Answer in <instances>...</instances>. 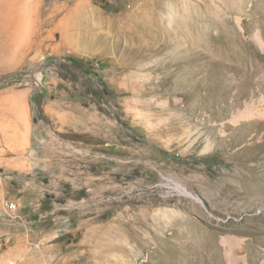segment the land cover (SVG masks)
<instances>
[{
  "label": "rangeland",
  "instance_id": "1",
  "mask_svg": "<svg viewBox=\"0 0 264 264\" xmlns=\"http://www.w3.org/2000/svg\"><path fill=\"white\" fill-rule=\"evenodd\" d=\"M0 18V264H264V0Z\"/></svg>",
  "mask_w": 264,
  "mask_h": 264
},
{
  "label": "bare ground",
  "instance_id": "2",
  "mask_svg": "<svg viewBox=\"0 0 264 264\" xmlns=\"http://www.w3.org/2000/svg\"><path fill=\"white\" fill-rule=\"evenodd\" d=\"M10 1H11V0H10ZM6 3H7V2H6ZM31 4H32V3H28L27 5H28V6H29V5L31 6ZM6 6H7V5H6ZM13 7H14V6H13ZM25 7H26V6H24V8H25ZM31 7H32V6H31ZM27 8L29 9L28 11L31 12V10H30L31 8H29V7H27ZM22 10H26V9H22ZM23 12H24V11H23ZM30 12H29V13H30ZM25 13H26V12H24V14H25ZM19 14H20V13H19ZM26 14H27V13H26ZM6 15H7V14H6ZM27 15H28V14H27ZM4 16H5V15H4ZM4 16H3V17H4ZM22 17H23V16H22ZM24 17H25V15H24ZM27 18H28V17H27ZM0 19H1V18H0ZM25 20H26V19H25ZM25 20H24V21H25ZM23 23H24V22H23ZM6 28H7V27H6ZM0 30H1V29H0ZM17 33H18V32H17ZM20 34H21V33H20ZM22 34H23V35H22L23 37H24V36L26 37V35H24V33H22ZM25 37H24L23 40H21V41H24V40H25ZM21 38H22V37H21ZM25 41H26V40H25ZM25 41H24V42H25ZM24 42H23V43H24ZM21 43H22V42H21ZM233 253H235V252H233ZM231 257H232L233 259L237 258L235 255H232Z\"/></svg>",
  "mask_w": 264,
  "mask_h": 264
},
{
  "label": "built area",
  "instance_id": "3",
  "mask_svg": "<svg viewBox=\"0 0 264 264\" xmlns=\"http://www.w3.org/2000/svg\"><path fill=\"white\" fill-rule=\"evenodd\" d=\"M17 207H18V205H17L16 203H15V204L13 203V204L11 205V208H12V209H15V208H17Z\"/></svg>",
  "mask_w": 264,
  "mask_h": 264
}]
</instances>
